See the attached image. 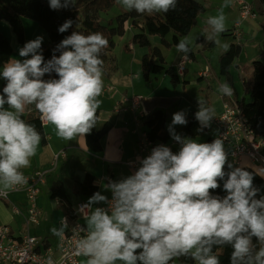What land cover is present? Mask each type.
<instances>
[{"label": "clouds", "instance_id": "obj_1", "mask_svg": "<svg viewBox=\"0 0 264 264\" xmlns=\"http://www.w3.org/2000/svg\"><path fill=\"white\" fill-rule=\"evenodd\" d=\"M51 10L74 6V0H48ZM178 0H117L126 11L138 14L168 13ZM210 16L207 24L213 36L226 31L223 8ZM73 21L59 28L65 33ZM43 37L26 42L18 50L22 59L3 65L0 78L6 81L0 93V186L15 190L27 183L20 171L30 165L41 142L35 126L22 119L25 108L35 105L44 122L54 125L58 137L72 140L90 134L97 122V99L103 92V63L100 58L108 40L103 34L72 31L53 50L51 59L42 52ZM218 46L227 49L228 45ZM190 40L182 38L177 52L187 59ZM59 53V55H56ZM55 74L56 78L45 79ZM219 92L231 97L233 89L221 83ZM195 119L199 130L210 127L215 110L197 100ZM7 105V108H5ZM186 111L173 114L168 131L180 145L173 153L158 145L140 161L134 174L109 181L111 200L96 192L81 209L95 207L85 214V237L76 241L75 255L87 257V264H169L190 258L196 264H221L214 246H231L230 264H264V246L258 250L253 240L264 245V195L254 185V175L228 161L224 141L198 143L182 137L176 126H186ZM227 169V170H226ZM224 196L212 193L221 188ZM66 218L52 235L64 238ZM85 231L83 227H77ZM47 264H54L51 257Z\"/></svg>", "mask_w": 264, "mask_h": 264}, {"label": "crops", "instance_id": "obj_2", "mask_svg": "<svg viewBox=\"0 0 264 264\" xmlns=\"http://www.w3.org/2000/svg\"><path fill=\"white\" fill-rule=\"evenodd\" d=\"M247 1L249 2V0ZM210 2L208 5H210V9H213L209 12L206 11L204 15H201L205 20H207L210 16L217 15L222 5H224L225 0ZM239 9L240 8L238 7V10ZM119 11L122 13L128 12L125 11L122 6ZM223 12L226 17L229 16V10L223 9ZM236 19L237 17L235 15L232 19H226V21L230 22L235 20L233 29H226V33H232L233 35L234 28L241 18L238 22ZM23 23L24 44L28 41L36 39L38 36H42L44 38L42 44L49 43V36L41 26L36 25L35 23H29L27 21H24ZM129 27L127 31L132 30L134 33L136 32L131 26ZM197 28L198 24L187 37L190 38L191 34ZM243 33L244 31L242 30V34ZM0 34L7 37L11 43L13 48L11 60L22 59L19 57L18 50L23 47L24 44L18 42V39L16 38V35L10 26L2 22L0 24ZM151 37H153V40H156V37L158 36ZM208 40L209 42L204 43L201 38V51L216 47V43H214L213 39ZM164 41L165 45L167 46V54L165 55V53L159 49L160 56H158V58H160V62L157 63L154 58L152 68L154 66H161L164 69L171 67L177 69L178 65L185 60L183 59L184 54L176 51L173 58H170L169 53L171 50L173 51L176 49V46H169L170 42H166V40ZM234 43L235 42L230 43L229 45L231 46ZM131 45V51H127L124 47H120L116 43L115 55L119 61V69L111 76L103 72V92L102 95L97 98L101 101L100 107L97 109L99 111L98 128H101L105 123H110L112 126L102 139V152L92 153L87 147L85 136H76L72 140H64L58 137L54 125L43 121L42 124L46 134L47 142L45 144L40 142L36 151V155L30 160V165L20 170L23 174H32L36 171L45 172L46 183L42 187V193L38 198V201L40 202L38 205L42 210V217L40 223L37 226H40L39 230L40 233H42V237L45 238L44 240L48 241V244L51 246L52 244L49 238V236H52L50 231L51 223L55 222L57 218V228H60L61 221L64 218L70 222L81 221L86 227V219L80 218L77 204L79 202L88 203L90 197L74 196L73 189L77 180L83 181L87 175H93L96 178L95 185L98 186L99 192L102 195L107 196L110 200L112 194L110 190H107L109 181L111 180L118 182L121 179L134 174L135 171L140 167V161L150 155V148L147 149L146 153L142 152L141 150V147L146 143V133L148 132V127L145 124V120L148 115L156 110H161L166 113L167 120L170 121L172 120L173 114L178 111H182L183 107L188 108V111H192L193 113L196 112L198 110L197 100L199 99L203 100L206 106L214 108L215 113L211 124L217 127L214 121L223 113L225 104L237 106L236 102L238 100L240 101L244 99L246 102H248L247 95L250 97L248 87H250L252 83L248 81V77L242 74L239 76L244 86V95L241 96V92L236 88L234 83L235 81L231 76V73L226 82L231 83L233 95L231 97L225 96L223 98L221 108H219V106H213V104H211L207 99H202L200 95H195L193 92H190V88L194 86V83L190 82L189 80L188 82H183L182 79H185L189 74V63L196 60L194 51L193 59H189L187 56L186 73L184 72L182 75H180L181 82L176 86L172 84L170 77L165 73V71H153L150 69L151 71L149 78L146 79L144 71L142 72V58L143 55L148 53L150 54L151 51L148 48L142 47V58H139V55L137 54L138 51H135L136 45ZM133 53L135 54V58H130V55ZM170 59H172V62H169ZM236 67H239L238 70L240 69L239 64H236ZM205 69L197 72V76L201 81L212 77L211 73L209 77L202 76ZM251 71H253V68H251ZM3 81L4 80H2L1 83L2 85ZM2 85L0 86V90ZM202 89L203 88H200L201 91H204ZM137 96L142 97V100L140 102L139 108L133 109L132 100ZM250 101L251 97L249 102ZM5 108H7V105H5ZM193 113L190 115L192 116ZM168 126L169 123L167 122V130ZM184 128L185 126H179L178 131L181 129V136L183 134ZM171 140L172 138L170 136V141L168 143H159L156 146L166 145L172 150L173 153H177L180 150V145L175 146L174 143L170 144ZM212 140L214 139L212 138ZM62 153H65V156H62ZM57 156L60 157H58L57 166L54 168L52 163ZM228 161L235 167L231 160ZM136 163L137 166H135ZM242 167L251 168L264 179V168L260 165L251 163L249 159H244ZM56 181L63 182L67 190L66 198H52L51 186ZM0 188L3 189L2 186H0ZM45 188H48V195L45 194V192L43 193ZM5 191L9 192V200L0 201V223L9 225L13 234L16 236L17 234L15 233L14 226L16 222L15 215H22V209H25L26 205L28 207L27 196L25 193H15L11 192V190ZM11 198H13L14 201ZM105 205L106 204L93 205L91 212L95 210V207H104ZM14 206L18 208L19 212L14 211ZM29 230L30 228L27 226V232H29ZM23 234L25 233H22L17 237L22 236ZM53 247L56 248L58 246ZM87 259L88 258L80 259V264H87ZM194 264H196L195 261Z\"/></svg>", "mask_w": 264, "mask_h": 264}, {"label": "trees", "instance_id": "obj_3", "mask_svg": "<svg viewBox=\"0 0 264 264\" xmlns=\"http://www.w3.org/2000/svg\"><path fill=\"white\" fill-rule=\"evenodd\" d=\"M117 0H74V6L61 9L59 11L51 10L48 0H0V24L6 22L18 39V42L24 44V20H32L38 23L48 34L49 43L42 44V52L45 60L51 59L53 50L56 46L72 31H77L88 35L91 33H101L108 40V47L103 49L100 58L104 61L103 72L111 76L119 69V61L115 55L116 39L123 37L131 26L135 29L133 39L124 46L125 50H130V45H139L150 49V54H146L142 58V66L145 78H149L150 71H165L170 77L174 86L179 84L180 75L173 67L164 69L161 66H153L155 54L160 56L158 48H153L150 37L159 36L163 40L168 35H173L172 43L169 46H176L177 43L187 37L198 24V18L206 12L207 0H178L175 10L168 13L138 14L135 11H128L117 15L115 18L107 19L105 16L114 6ZM253 6V12H257L264 16V0H249ZM73 21L72 28L65 33H59L58 28L66 21ZM264 26V25H263ZM130 28V27H129ZM132 46V45H131ZM189 59L194 58V53L189 46ZM242 51L241 43H234L229 50L220 57L221 74L230 77V69L234 62L239 58ZM13 48L7 37L0 34V68L11 60ZM59 55V53H56ZM264 55V52H263ZM252 84L248 87L251 101L246 102L244 99L238 100L236 105L241 109L243 116L253 128L254 132L264 138V62L255 61L252 64ZM151 69V70H150ZM185 69V73H186ZM56 78L53 73L51 77L46 76L45 79ZM3 81L0 93L5 86ZM195 113L187 118L188 123L183 130L182 137L196 139L209 132V127L200 129L198 121L195 119ZM22 119L26 123L35 126L41 135V142L46 143V134L41 120V113L36 110L35 105H28L25 108ZM99 111L97 110V122L90 134L85 135L86 144L92 153L102 152V139L111 129L110 123H105L98 128ZM167 115L161 110H156L146 117L145 124L148 127L146 133L147 139L156 146L159 143L166 144L170 141L169 131L166 129ZM212 138L206 140L205 143L212 142ZM237 167V166H235ZM253 173L254 185L261 189L264 195V179L254 170L248 167H242ZM227 170V169H226ZM96 178L93 175H87L83 181L77 180L73 189L76 197H92L94 193L99 192V188L95 185ZM213 195L224 196L225 193L221 188L215 190ZM51 196L54 199H64L67 196V190L62 181H56L51 186ZM253 243L258 250L261 246L255 239ZM213 252L219 257L221 264H230V256L232 253L231 246H214ZM179 261L181 264H194L190 258H178L169 261V264H175Z\"/></svg>", "mask_w": 264, "mask_h": 264}, {"label": "built area", "instance_id": "obj_4", "mask_svg": "<svg viewBox=\"0 0 264 264\" xmlns=\"http://www.w3.org/2000/svg\"><path fill=\"white\" fill-rule=\"evenodd\" d=\"M240 8L241 20L236 24L233 35L238 39L242 34L240 27L248 19H255L253 6L247 0H236ZM187 59L182 61L177 67V73L182 75L186 69ZM211 70L206 68L203 77H209ZM142 97H135L132 100V108H139ZM42 120V119H41ZM43 122V121H42ZM215 125L219 130L217 138L224 141V149L228 153V160H231L237 167H242L244 159H249L253 164L264 168V138L258 136L247 119L243 116L239 107L225 104L223 113L215 119ZM216 138V139H217ZM215 140V139H214ZM154 146L146 136V143L141 147L142 152L151 150ZM65 156V153L61 154ZM57 156L52 166H57ZM137 166V163L135 164ZM27 178V183L19 185L11 192L25 193L28 202L27 226L30 223L39 224L42 217V210L38 205V198L41 195L42 187L45 185V172L36 171L32 174H23ZM9 192L0 188V201L9 200ZM111 200V199H110ZM87 203L79 202L77 205L78 213L81 219H85V214H90V209H81V206ZM107 208V205L104 206ZM14 211L19 212L14 206ZM64 238L59 241L58 247H53L46 240H39L32 237L29 232L22 236H15L9 225L0 223V264H47L49 257L54 264H80V259L87 258L83 255H75L76 241L86 236L87 230L81 221L70 222L66 219ZM83 227L85 231L75 230L77 227Z\"/></svg>", "mask_w": 264, "mask_h": 264}, {"label": "rangeland", "instance_id": "obj_5", "mask_svg": "<svg viewBox=\"0 0 264 264\" xmlns=\"http://www.w3.org/2000/svg\"><path fill=\"white\" fill-rule=\"evenodd\" d=\"M213 1H218V0H208L206 4V11L209 12L212 9H210V5H208L209 2ZM210 2V3H211ZM236 0H229L228 7L223 8L224 10H229V16L226 17V19H232L234 18V15L237 17V22L240 19V12L238 10L239 5ZM121 5L117 1L114 4V6L108 11V14L105 16L107 19H112L115 18L117 15H119ZM126 11V10H125ZM124 11V12H125ZM204 15V14H203ZM24 21H27L29 23H35L38 25L36 22L32 20L25 19ZM7 24L6 22H4ZM235 24V20L233 22L226 21V29H233ZM8 25V24H7ZM264 16L261 15L260 13L255 14V19H248L247 21H244L241 25V30L240 33L242 34V30L244 33L242 34L240 38L241 46H242V51L239 56V58L235 61V63L232 65L230 69L231 76L234 79V83L236 88L241 92V96L244 95V89H243V84L242 81L240 80L241 74L248 77V81L250 83L253 82L252 78V64L255 61H262L264 62ZM211 27L207 24V20H205L202 16L199 18V23H198V28L191 34L190 38V44L189 46L192 48V51L195 52L196 60L192 61L188 65L189 69V74L185 79H182L183 82L188 80L192 83H194V86L190 88V92H193L195 95H200L202 99L208 100L213 106H219V108L222 107V101L223 98L226 95H223L222 93L219 92V86L221 83H227L228 85L231 86V83L226 82L228 80L227 76L221 74L220 70V56L224 54L228 48L230 43H238V39L235 38L232 33H226L227 31L213 36V40H219L220 45L227 44L228 48L225 49L222 46H218L216 44V47H213L212 49H207L205 51H201L202 49V42L200 41L201 38L204 43L209 42L208 37L212 35V30L210 29ZM133 31L129 30L127 33L120 38L116 39V43L120 47L126 46L128 43H130L133 39ZM230 34V35H229ZM166 42L172 43L173 36L169 35L166 39ZM150 41H152V46L157 47L160 49V51L164 52L165 55L167 54V46L165 45V41L159 36L156 37V40H153V37H150ZM153 47V48H155ZM146 48V47H144ZM135 51H138L137 54L139 55V58H142V47L139 45H136ZM176 49L169 53V57L173 58L174 54L176 53ZM136 53V52H135ZM144 56V55H143ZM155 57V61L157 63L160 62V58H158L155 54L153 55ZM130 58H135V54L133 53L130 55ZM169 62H172V59L169 60ZM170 64V63H169ZM236 64L240 65V69L236 67ZM205 68H209L211 70V75L212 77L209 79H204L203 81L199 80L197 76V72L200 70H203ZM3 68H0V72H2ZM143 72V69H142ZM223 75V76H222ZM2 80H0V86L2 85ZM199 84V85H198ZM201 86V87H200ZM200 88H203L201 91ZM247 100L249 102L250 97L247 95ZM183 111H186L187 117H189L190 114H192V111H188V108L183 107ZM191 116V115H190ZM167 122L169 125L171 124V120ZM181 127V126H180ZM179 130V126L175 127V131L178 134H181ZM219 135V130L217 127H215L213 124L210 123L209 127V132L207 134H204L200 137H197V139H194L198 143H205L209 137H212L213 139H216ZM174 143L175 146H178L179 144L175 142L173 139L171 140L170 144ZM48 195V188H45L43 193ZM42 193V192H41ZM13 201L14 199L11 198ZM10 199V200H11ZM11 200V201H12ZM28 203V202H27ZM38 203H40L38 201ZM78 205V204H77ZM27 205L25 209H22V215L17 214L15 215L16 217V222L14 224L15 226V233L17 234L16 236L22 234V233H27V219L29 218V214L27 211ZM58 220V218H57ZM57 220L55 222L51 223V228L52 227H58ZM84 224V223H83ZM29 234L32 237H37L39 240H44L45 238L42 237V233H40V226L34 225L33 223H30L29 225ZM26 230V231H25ZM52 235V234H51ZM50 238V242L52 246H58L60 237L52 235ZM115 264H123L122 261L117 260ZM175 264H181L179 261H176Z\"/></svg>", "mask_w": 264, "mask_h": 264}]
</instances>
